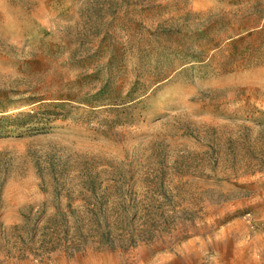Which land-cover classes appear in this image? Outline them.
Masks as SVG:
<instances>
[{
    "label": "rangeland",
    "instance_id": "374dc122",
    "mask_svg": "<svg viewBox=\"0 0 264 264\" xmlns=\"http://www.w3.org/2000/svg\"><path fill=\"white\" fill-rule=\"evenodd\" d=\"M28 113L0 264H264V0H0Z\"/></svg>",
    "mask_w": 264,
    "mask_h": 264
},
{
    "label": "trees",
    "instance_id": "16d2710c",
    "mask_svg": "<svg viewBox=\"0 0 264 264\" xmlns=\"http://www.w3.org/2000/svg\"><path fill=\"white\" fill-rule=\"evenodd\" d=\"M35 114L28 113L25 115H16V116H0V135L6 133L15 132L17 129L21 128H30V123H33V118ZM32 127V126H31Z\"/></svg>",
    "mask_w": 264,
    "mask_h": 264
}]
</instances>
